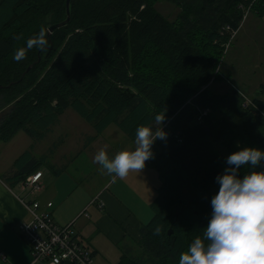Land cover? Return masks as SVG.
I'll use <instances>...</instances> for the list:
<instances>
[{"label":"trees","instance_id":"16d2710c","mask_svg":"<svg viewBox=\"0 0 264 264\" xmlns=\"http://www.w3.org/2000/svg\"><path fill=\"white\" fill-rule=\"evenodd\" d=\"M167 1L181 7L178 22L147 0H70L69 22L51 34L49 26L67 17V0L0 2V141L19 131L42 138L70 107L98 133L115 123L133 140L139 126L158 127L154 118L165 113L167 138L156 140L162 150L154 162L161 181L154 216L141 227L140 256L128 250L117 264H179L203 238L213 186L237 140L264 151V95L248 104L237 89H206L220 59L208 52L218 47L214 55L221 56L253 0ZM255 7L264 15V0L249 11ZM41 28L47 46L15 61L16 50ZM16 163L22 173L40 167L29 151ZM262 170L264 162L244 165L240 176ZM20 175L17 181L26 178Z\"/></svg>","mask_w":264,"mask_h":264},{"label":"crops","instance_id":"0c3cea01","mask_svg":"<svg viewBox=\"0 0 264 264\" xmlns=\"http://www.w3.org/2000/svg\"><path fill=\"white\" fill-rule=\"evenodd\" d=\"M89 125L90 131H81L86 135L83 141L73 135L67 139L64 132H58L59 140L47 144L38 141L35 147L25 149L15 157L10 167L0 163V252L4 256L0 258V264H48L46 261L33 262L29 244L19 233V223L30 219L21 199L39 201L60 226L73 223L80 241L92 252L93 264H117L123 259L124 252L132 250L135 253L140 249L141 227L154 216L151 204L161 183L154 162L162 149L155 141L153 157L145 162L141 172H130L123 179H113L93 162L94 156L101 148L107 150L110 158L122 150H134L135 140L125 133L127 140L118 142L120 133L109 130L111 124L100 133ZM51 131L55 133L54 125L41 139H47V133ZM3 143L0 141V151ZM39 144L42 148L45 146V150ZM27 151L40 160V167L31 173H22L16 162ZM81 156L85 157L83 163L78 162ZM93 164L97 166L91 167ZM36 171L43 173V188L32 192L23 182ZM18 173L26 178L17 181ZM48 202L53 203L52 207H46ZM101 202L103 206H100Z\"/></svg>","mask_w":264,"mask_h":264},{"label":"clouds","instance_id":"9594fccd","mask_svg":"<svg viewBox=\"0 0 264 264\" xmlns=\"http://www.w3.org/2000/svg\"><path fill=\"white\" fill-rule=\"evenodd\" d=\"M45 33L46 29L41 28L37 36L27 40L26 47L16 50L13 59L19 62L26 58L28 50L45 48ZM154 120L158 127L136 129L134 150L125 149L110 158L107 150L101 148L93 162L113 179L141 172L145 162L153 157V143L167 138L161 127L164 111ZM262 161L264 151L255 147H243L226 158L228 167L216 178L220 187L211 199V218L203 238L197 236L188 251L181 253L179 264H264V170L240 176L242 166L255 168ZM160 231L158 226L155 232Z\"/></svg>","mask_w":264,"mask_h":264},{"label":"rangeland","instance_id":"374dc122","mask_svg":"<svg viewBox=\"0 0 264 264\" xmlns=\"http://www.w3.org/2000/svg\"><path fill=\"white\" fill-rule=\"evenodd\" d=\"M147 1L169 21H179L180 15L182 13V9L179 5L167 0ZM245 19L247 20L241 27L239 34L234 35L230 44L222 48L221 52L219 53L221 56L214 55L216 51L219 52L218 47H214L212 48L213 51L208 52L209 57H220L216 69L218 70L215 77L216 79L206 87V89L210 90V92L227 94L232 89H237L242 91L249 99L264 95V15H262L259 9L255 7L251 12H249V16H246ZM202 44L205 46L211 45L206 39L202 40ZM2 114L3 112L0 115ZM68 119L73 120V122H70ZM58 121L57 122L59 124L54 125L55 133L52 131V133H47L48 138L45 139L44 137L45 140L32 137L25 131H19L11 140H9L10 142L8 141L3 143L4 145L2 144V149L0 151L1 165H9L10 167L13 164L15 157H17L25 149L35 147V145L39 143L38 141H40L42 144L52 143L59 137L58 132H64V134L68 136L67 139H70V136L73 135L77 137L76 139L83 141L86 135L84 133L82 134L81 131H85L87 133V130L90 131L91 129L89 125L90 123L82 118L71 107L62 114ZM111 129H114L120 133L121 137H117L118 142H124L127 140L126 137H124L127 136L125 132L122 131L115 123L110 125L109 130ZM218 145L221 147V154L227 155L228 152L227 148L225 147L226 144L223 146V144L218 143ZM39 147L42 148V145L40 146L39 144ZM43 147L44 148L42 149L45 150V146ZM243 147H255L260 149L259 146L251 142L237 140L235 144L236 151ZM37 154H40V152ZM80 158L82 159H79L78 162L83 163L85 161H83L85 157L81 156ZM263 162L264 161H262V163ZM96 166V164L91 165V167ZM159 183L160 181H158V185ZM157 187L159 188V186ZM219 187V184H215L213 186L212 192L214 195L218 193ZM136 250H138V248H136ZM140 253L141 249L136 251L134 254L139 255Z\"/></svg>","mask_w":264,"mask_h":264},{"label":"built area","instance_id":"2783aa9c","mask_svg":"<svg viewBox=\"0 0 264 264\" xmlns=\"http://www.w3.org/2000/svg\"><path fill=\"white\" fill-rule=\"evenodd\" d=\"M254 1L248 6L247 13ZM250 100L245 96L246 102ZM42 174V171H36L29 175L23 182L24 187L32 192L42 190ZM21 201L30 215V219L20 222L18 230L30 246L33 262L93 264L92 252L80 241L73 223L60 226L54 221L51 212L44 209L39 201L23 199ZM52 205V202H48L46 207L50 208ZM100 206H103V203H100ZM0 258H4L1 252Z\"/></svg>","mask_w":264,"mask_h":264},{"label":"water","instance_id":"95a60500","mask_svg":"<svg viewBox=\"0 0 264 264\" xmlns=\"http://www.w3.org/2000/svg\"><path fill=\"white\" fill-rule=\"evenodd\" d=\"M66 7H67V17H66V19L61 21V22H57V23L51 24L49 26V31H48L49 34H51L52 31H54V29L59 28V27L65 25L67 22H69L70 15H71V12H70V0H67ZM202 126L205 128L206 132H208L210 130L209 127L203 122H202ZM171 231L172 230H170L169 233H171Z\"/></svg>","mask_w":264,"mask_h":264},{"label":"bare ground","instance_id":"6f19581e","mask_svg":"<svg viewBox=\"0 0 264 264\" xmlns=\"http://www.w3.org/2000/svg\"><path fill=\"white\" fill-rule=\"evenodd\" d=\"M249 12H250V11H249ZM248 14H249V13H247V12L245 13V17H244V19L246 18V16H248ZM236 33H237V31H236V32L233 34V36H234V35H236ZM239 92H240V93H241V95H242V96H244V98H245V95H244V93H243V92H241V91H239ZM246 103H248V104H249V103H250V101H248V102H246ZM200 118H201V117H200ZM203 123H205V122H203ZM205 124H206V123H205ZM206 125H207V124H206ZM207 126H208V125H207ZM101 203H102V202H101ZM48 210H49V209H48ZM90 251H91V250H90ZM92 257H93V255H92Z\"/></svg>","mask_w":264,"mask_h":264}]
</instances>
